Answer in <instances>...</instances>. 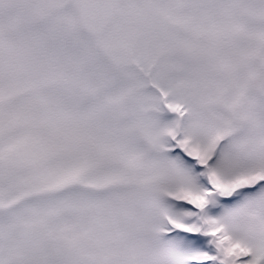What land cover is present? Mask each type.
Wrapping results in <instances>:
<instances>
[{"label":"snow or ice","instance_id":"obj_1","mask_svg":"<svg viewBox=\"0 0 264 264\" xmlns=\"http://www.w3.org/2000/svg\"><path fill=\"white\" fill-rule=\"evenodd\" d=\"M0 264H264V0H0Z\"/></svg>","mask_w":264,"mask_h":264}]
</instances>
